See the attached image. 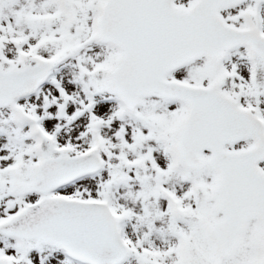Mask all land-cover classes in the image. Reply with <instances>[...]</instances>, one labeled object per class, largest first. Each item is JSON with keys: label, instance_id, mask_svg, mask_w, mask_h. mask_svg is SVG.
<instances>
[{"label": "snow or ice", "instance_id": "6c2138e0", "mask_svg": "<svg viewBox=\"0 0 264 264\" xmlns=\"http://www.w3.org/2000/svg\"><path fill=\"white\" fill-rule=\"evenodd\" d=\"M0 264H264V0H0Z\"/></svg>", "mask_w": 264, "mask_h": 264}]
</instances>
